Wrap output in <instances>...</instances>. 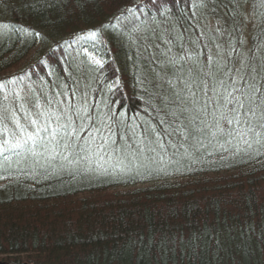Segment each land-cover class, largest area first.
Here are the masks:
<instances>
[{
    "label": "trees",
    "instance_id": "trees-1",
    "mask_svg": "<svg viewBox=\"0 0 264 264\" xmlns=\"http://www.w3.org/2000/svg\"><path fill=\"white\" fill-rule=\"evenodd\" d=\"M261 8L0 0V262L264 264Z\"/></svg>",
    "mask_w": 264,
    "mask_h": 264
},
{
    "label": "snow or ice",
    "instance_id": "snow-or-ice-1",
    "mask_svg": "<svg viewBox=\"0 0 264 264\" xmlns=\"http://www.w3.org/2000/svg\"><path fill=\"white\" fill-rule=\"evenodd\" d=\"M231 95V93H229ZM229 104L232 103L231 100L228 101ZM236 103L239 105V107H243L244 105L241 104L238 100ZM84 112V115H80L81 112ZM231 112L235 113L236 108H231ZM75 112L77 113V118L81 121V124L76 125L74 121L72 120L71 117H68V123L67 124H61L60 129L63 130L64 135L60 136V140L58 143H62L65 151H70L71 152V160L74 162H79L80 159H83V157L80 155L81 152H88L90 151L93 147L97 150L96 154L99 155L100 150H106V144L103 142L104 137H103V131L101 128H96L94 124L88 125L87 127L83 124V121L88 119V116L86 114V109H79L76 108ZM227 124L231 125L233 121L235 120L236 123H239V120L236 119L235 116H233L232 119H229L228 116H223L222 117ZM59 119V117H57ZM33 126H35V121L31 122ZM216 129L217 132H222L223 130L220 128L219 122L216 123ZM42 131V130H38ZM108 131H111V128H108ZM174 131H176L174 129ZM84 132L85 135L88 137V140L86 141L85 145H80L77 143H71L72 140H84L85 136L78 135V133ZM58 134V133H57ZM215 134V133H214ZM99 135L101 137V142L94 143L96 140V136ZM67 137L68 139H65ZM53 140L56 139V134L53 135ZM29 139H33V136H29ZM63 158L65 160H69L70 157L68 155H64ZM102 158V157H101Z\"/></svg>",
    "mask_w": 264,
    "mask_h": 264
},
{
    "label": "rangeland",
    "instance_id": "rangeland-1",
    "mask_svg": "<svg viewBox=\"0 0 264 264\" xmlns=\"http://www.w3.org/2000/svg\"><path fill=\"white\" fill-rule=\"evenodd\" d=\"M252 2H253V4L255 5V10H256V12L258 11V13L259 12H261V7H263L264 6V0H252ZM249 3H251V1H249ZM244 9L245 10H248L249 9V7H247V5L246 6H244ZM253 15H255V14H251V16H250V22H251V25L252 26H257V25H259L258 23H257V21H256V17H253ZM248 23L249 22H247V27H249L248 26ZM250 25V24H249ZM247 27H246V29H245V35L248 33V29H247ZM85 53V55H86V57L88 58V60L90 61V63H98L99 61L98 60H96V56H94L92 53H88V52H84ZM83 53V54H84ZM241 63H240V65H242V62H243V60H241L240 61ZM23 64V63H22ZM21 64V65H22ZM256 64H257V62H256ZM26 135H29V134H26ZM24 137H25V135H24ZM49 150L51 151H53V149L52 148H49ZM4 178H6V177H4ZM163 180H168V181H178V180H180V178H177V177H173V176H170V177H168V178H164ZM145 184H149V182H147V183H142V185H145ZM138 185H140V184H138ZM121 189V188H120ZM128 189V188H127ZM119 190V189H118Z\"/></svg>",
    "mask_w": 264,
    "mask_h": 264
},
{
    "label": "water",
    "instance_id": "water-1",
    "mask_svg": "<svg viewBox=\"0 0 264 264\" xmlns=\"http://www.w3.org/2000/svg\"><path fill=\"white\" fill-rule=\"evenodd\" d=\"M0 264H3L2 262H0Z\"/></svg>",
    "mask_w": 264,
    "mask_h": 264
}]
</instances>
